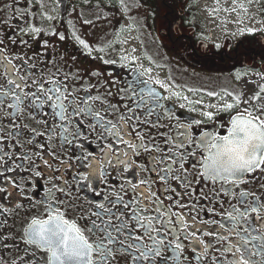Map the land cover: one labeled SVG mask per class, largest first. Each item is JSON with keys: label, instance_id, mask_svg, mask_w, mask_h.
Returning <instances> with one entry per match:
<instances>
[{"label": "flooded vegetation", "instance_id": "flooded-vegetation-1", "mask_svg": "<svg viewBox=\"0 0 264 264\" xmlns=\"http://www.w3.org/2000/svg\"><path fill=\"white\" fill-rule=\"evenodd\" d=\"M93 2L95 0H0V40H3L4 56L19 68V72L15 74L0 71V92L17 95V91L9 84L12 78H15L23 89L18 94L19 111L6 106L0 107V141H3L0 143L2 150L0 155L9 157L6 162L0 163V172L5 173L0 177V181H3L0 187H6L9 192L6 199L0 197V264H52L50 253L25 242L27 239L25 232L33 220L48 219V208L44 203L45 194L53 186L54 177L60 175L45 168L44 162L48 161L53 168L60 167L63 171L65 166L59 161L69 157L75 161L78 150L65 144L60 139L58 130L39 122L45 119L52 121L51 108L45 106L36 109L24 99L31 94L32 88L29 86L33 82H40V86L50 89L52 85L45 81H55L64 92L75 93V98L81 101V107H86L83 102L91 99L93 107L99 109L105 120L117 128L126 121L125 105L129 108L135 107L133 97L139 98L143 95L141 103L158 102L160 107L150 118L145 116L147 105L144 111L132 113L135 127L141 128L144 132L145 143L151 148L160 149L156 154L157 160L167 159L161 154L163 152L170 155L171 152L178 150L176 147L178 126L181 133L186 126L191 133L189 141L191 151L198 157L195 159L189 155L185 158L184 172L188 184L178 186L173 179L166 186H162L151 171H141L138 178L155 196L162 198L164 187L167 188V194L172 195V189L175 188L182 197L181 203L197 208L199 213L194 220L201 222V228L196 235H200L205 244H211L213 241L203 237L204 231L215 233L217 237L225 235L216 225L228 226L230 222L226 217L238 216L240 213L247 215L256 208L259 214L249 215L247 220L240 219L236 222L235 229L229 228L227 232L229 240L226 243L222 244L219 239L215 240L216 247L211 251L202 252L199 258L194 256L192 245L185 242L184 257L187 259L182 257L181 264H209L204 257L213 256V253L220 258L216 259L213 256L212 264H235V257L230 251L224 250L233 242L231 238L234 235L248 238L245 228L259 229L260 233H264V219L261 218L264 216V170L257 171L255 175L238 176L240 180L238 187L232 184L225 185L220 180L215 183L209 182L206 177L200 175L208 162V152L203 151L204 146L200 143V137L201 134L227 136L237 118L246 119L248 113L264 121V0H260L258 5L260 16L257 17L259 18L257 28L252 27L254 20L250 22L243 18L237 21L228 20L215 24L217 35H214L213 27H208L198 20L197 11L193 22L182 23L184 16L181 15L179 19L180 11H190L191 2L184 9L164 11L162 18V14L159 17L157 12H151L144 0H133V4L136 3L134 7L130 5L124 11L125 19H129V26L121 22L122 18L115 24L116 14H106L101 23L106 25V32L96 31L98 22L92 15ZM122 2L130 3L129 0ZM87 13L92 16L90 19L82 15ZM186 18L190 19L191 15L188 14ZM133 24L136 26L134 34L142 46L143 57L140 62L133 56V49L126 50L124 46V40L128 37ZM153 32L158 41L156 38L153 39L154 35L151 34ZM149 43L155 44L160 55L167 57L165 53L167 52L171 57L168 59L173 64L180 65L185 72L194 77L207 76V82L228 94L230 99L208 107L204 102L195 103L187 101L182 96L170 95L148 77L144 65L152 63L148 54ZM21 57L27 62L26 65L22 66ZM21 76L24 77L23 80L20 79ZM36 95L40 99L43 98L40 93ZM229 104L233 105L231 109L228 108ZM109 108L110 113L106 111ZM45 111L49 112L47 118L43 115ZM33 116L36 119H33ZM208 116L212 119H208ZM142 119H149V123L157 121L158 127H145L140 123ZM71 123L75 124V121ZM81 124L84 126L80 129L82 133L85 128H91L90 121L83 116ZM41 133L44 135L41 136ZM102 135L99 130L89 135L91 143H85L84 151L97 153L99 147L97 142L101 140ZM135 135L133 133V139ZM76 142L82 143L79 140ZM188 152L189 148L184 147L181 155ZM151 155L142 153L134 156L129 166L133 169L136 166L149 167L146 157ZM68 167L73 165L70 164ZM74 167L75 172L63 171V179L69 181L68 197L65 198L62 193L57 192L48 203L54 204L63 212L64 218L70 223L75 222L84 232L85 238L91 242L88 218L93 212L100 211L94 204L105 203L107 207L112 203L109 188L117 196L123 194L124 199L129 200V194L123 191L122 181L132 177V173L125 172L122 176H117L119 169H114L112 175H106L102 183L93 180L94 189L100 183L102 195L106 197V200H102L83 187H75L73 175L88 174L89 170L78 161ZM12 168L17 170L12 171ZM183 179L184 176H181V180ZM9 180L17 187L12 188L7 183ZM135 182L136 178L133 177V183ZM56 186L63 185L57 181ZM185 187L196 192L198 196L189 197L184 191ZM228 190H231V198L225 195ZM241 192L247 193L248 196L241 197L239 195ZM243 200L247 201V206L240 203ZM233 205L238 207L234 208ZM177 210L179 209H173ZM116 211L123 210L117 208ZM183 213H188L185 216L186 221L194 222L190 208H184ZM124 218L128 220L127 215ZM203 221H209L210 224L204 225ZM191 230L189 228V231ZM197 251H200L199 246ZM116 264L137 262L125 250L123 254L116 256ZM144 264L149 262L144 261ZM171 264L175 262L172 261Z\"/></svg>", "mask_w": 264, "mask_h": 264}, {"label": "snow or ice", "instance_id": "snow-or-ice-1", "mask_svg": "<svg viewBox=\"0 0 264 264\" xmlns=\"http://www.w3.org/2000/svg\"><path fill=\"white\" fill-rule=\"evenodd\" d=\"M60 38L63 39V37ZM2 45L3 40H0V57H3L0 59V71L12 74L18 73L19 68L4 56ZM20 59L23 61L22 57ZM26 64L27 62L23 61L22 66ZM20 79L23 80L24 77L21 76ZM45 83L52 85V87L45 89L40 86V82H33L29 86L32 88L31 94L24 97V99L33 108L39 109L45 106L51 108L52 121L49 122L45 119L39 122L48 124L50 128L58 130L60 139L65 144L71 145L73 149L78 150L75 161L71 157L59 161L60 164L65 166L63 171L75 172L74 165L76 161L89 170L88 174L73 175L72 179L75 181V187H83L87 192L106 200L100 190V183L97 184L95 189L93 188V180L102 183L104 177L112 175L114 169H119L117 176H122L125 172L132 173V177L122 181L123 191L129 194V200H125L123 194L117 196L109 188L112 203L108 204L107 207H105V203L94 204V207L100 211L93 212L92 216L88 218L90 220L88 231L92 238L90 242L75 222L70 223L64 218L63 212L59 211L54 204L48 203V201L53 200L57 192L62 193L65 198L68 197L67 184L69 181L63 179V171L60 167L53 168L48 161L44 162L43 166L45 168L60 173V175L54 177L53 186L45 194L44 203L48 208V219L33 220L29 229L25 232L27 237L25 242L34 245L43 252L50 253L52 264H116V256L123 254L125 250L137 264H144V261H148L149 264H155V262H158V264H171L172 261L175 264H181L182 257L187 259V257H184L185 242L192 245L191 250L194 256L199 258L202 252L211 251L216 247L215 240L219 239L222 244L226 243L229 240L227 232L229 228L235 229L237 221L240 219L247 220L249 215L259 214L256 208H253L247 215L240 213L238 216L226 217L230 222L228 226L224 224L216 225L224 231L225 235L217 237L215 233L204 231L203 237H208L213 241L211 244H205L202 237L196 235V232L201 228V222L194 220L199 213L197 208L181 203L182 197L176 192L175 188L172 189V195H168L167 188L164 187L162 198L155 196L148 191L147 185L138 178L141 171H151L162 186H166L173 179H175L178 186H186L188 179L184 172L185 158L190 155L198 159L196 153L191 151L189 143L191 140L190 130L185 126L184 132L181 133L178 126L176 137L178 150L171 152L170 155L163 152L161 154L167 159L157 160L156 154L160 149L151 148L145 143L144 132L141 128L135 127L132 113L144 111L145 105H147L145 116L150 118L160 107L158 102L144 101V103H141L143 95L139 98L133 97L135 107L129 108L128 105H125L127 109L125 113L126 121L117 128L110 121L105 120L99 109L93 107L91 99L83 102L86 107H81V101L75 98V93L64 92L61 87L57 86L55 81H45ZM9 84L17 91V95H10V92H0V97H2L0 98V107L6 106L19 111L20 100L18 94L23 89L15 78L10 79ZM37 93H40L43 98H38ZM232 107L233 105H228L229 109ZM106 111L110 113L111 109L109 108ZM43 115L47 118L49 112L45 111ZM81 116L91 123V128H85L83 133L80 130L81 127H84L81 124ZM33 119H36V117L33 116ZM208 119H212V117L208 116ZM71 121H75V124ZM140 123L148 128L158 127L157 121L149 123V119H142ZM98 130L103 135L101 140L97 142L99 146L97 153L85 152V143H91L88 138L89 135H93ZM133 133L136 134L135 139H133ZM40 135L43 136L44 134L41 133ZM78 140L82 143H77ZM103 141L110 142L103 143ZM2 142L0 141V143ZM200 143L204 146L203 151L208 152V162L200 175L206 177L211 183L220 180L225 185L232 184L238 187L240 183L238 176L244 174L255 175L257 171L264 170V121L253 117L251 113L247 114L246 119L237 118L227 136L201 134ZM184 147H188L189 152L181 155V150ZM142 153L152 154L150 157H146L149 167L136 166L135 169L130 167L132 157ZM7 158L9 157L0 155V163L6 162ZM70 164L73 167H68ZM165 164L168 166L164 167ZM16 170L17 168H12V171ZM175 173L179 174L173 175ZM4 175V172H0V177ZM181 176H184L183 180H181ZM133 177L136 178L135 183H133ZM57 181L63 186L57 187ZM0 183H3V181H0ZM7 183L12 188L17 187L10 180ZM184 191L189 197L195 198L198 196L196 192L187 187L184 188ZM8 195V189L0 187V197L6 199ZM225 195L231 198V190H228ZM239 195L241 197L248 196L244 192L239 193ZM29 199L31 198L29 197ZM165 201H167V206H165ZM240 203L247 206L246 200ZM233 207L237 208L238 206L233 205ZM117 208L123 211L117 212ZM184 208L191 209L194 222L189 223L186 221L185 216L188 213L182 214ZM173 209L179 210L173 211ZM67 210L65 209V211ZM125 215L128 217L127 221L124 218ZM217 215L219 214L217 213ZM112 217H116V219ZM261 218L264 219V216ZM203 224L209 225L210 222L203 221ZM189 228L192 230L189 231ZM245 232L248 233V238L234 235L231 238L233 242L228 244L224 250L226 252L230 251L235 257V264H264V233H260L259 229L255 228L251 230L245 228ZM253 232L259 234L254 235ZM125 233H127V236H125ZM136 233H139V235ZM125 240H127V243H125ZM237 240L239 243H236ZM118 246H120L119 249ZM197 246L200 248L199 252ZM213 256L216 259L220 258L216 253H213ZM213 256L204 257V259L212 264ZM93 257H96V259Z\"/></svg>", "mask_w": 264, "mask_h": 264}, {"label": "rangeland", "instance_id": "rangeland-1", "mask_svg": "<svg viewBox=\"0 0 264 264\" xmlns=\"http://www.w3.org/2000/svg\"><path fill=\"white\" fill-rule=\"evenodd\" d=\"M206 1L207 4L205 6H202V3L200 2L201 5L198 3L197 18L208 27L212 24L213 31H215L214 35H217V28H214L217 22L222 23L228 20L237 21L240 18H243L249 22L254 20V24L252 25L253 28L259 26V22H257L259 21V18L257 17L260 16V7H258L260 0ZM95 2H93L94 7L92 6L91 10H94V14L92 15L95 16V21L97 20L96 22H98V29H96V31L101 30L106 32V25L101 24L104 21L106 14H116L114 17L115 24L119 23V18H122L123 21L121 22L129 26V19H125L126 13L124 11L130 5L132 8L134 7L136 3L133 4V0H129V4H124L122 0H95ZM198 10L200 11L198 12ZM82 15L86 19L92 17L89 13ZM135 31L136 26L133 24L131 30L128 32V37L124 40V46L126 50L132 48L133 56H135L138 62H140L143 57L141 54L142 46L134 34ZM151 34L154 35L153 39H157L154 32ZM148 47V54L152 62L148 65H144L148 77H150L159 87L164 88V90L170 95L175 97L182 96L187 101L189 100L195 103L204 102L208 107L214 104L219 105L230 99L228 94L222 92V90L219 91L215 85L207 82V76L198 75L197 77H194V75L185 72L180 65L173 64L172 61L168 59L171 57L165 52V50L163 52L166 53L167 57L160 55V53L156 51L155 44L149 43Z\"/></svg>", "mask_w": 264, "mask_h": 264}, {"label": "trees", "instance_id": "trees-1", "mask_svg": "<svg viewBox=\"0 0 264 264\" xmlns=\"http://www.w3.org/2000/svg\"><path fill=\"white\" fill-rule=\"evenodd\" d=\"M149 8V10L153 13L157 12L158 16L161 17V14H162V18L163 17V12L164 11H171V10H177V9H184L186 8L187 4L189 2L190 3V11H186V12H182L180 11L181 13L179 14L180 16L179 19L181 18V15L182 17L184 16V18H182V23H185V22H193V19L195 17V14H196V9H197V3L199 0H144ZM190 14L191 15V18L188 19L186 18L187 15ZM178 14V13H176ZM185 14V15H184Z\"/></svg>", "mask_w": 264, "mask_h": 264}]
</instances>
